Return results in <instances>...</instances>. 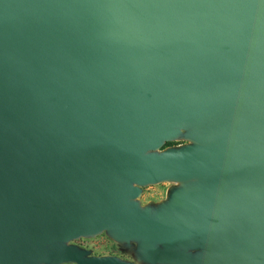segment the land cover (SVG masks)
Segmentation results:
<instances>
[{"label":"water","instance_id":"1","mask_svg":"<svg viewBox=\"0 0 264 264\" xmlns=\"http://www.w3.org/2000/svg\"><path fill=\"white\" fill-rule=\"evenodd\" d=\"M0 264H264V0H0Z\"/></svg>","mask_w":264,"mask_h":264},{"label":"rangeland","instance_id":"2","mask_svg":"<svg viewBox=\"0 0 264 264\" xmlns=\"http://www.w3.org/2000/svg\"><path fill=\"white\" fill-rule=\"evenodd\" d=\"M184 142L183 140H173L166 142L167 145H177ZM174 184V182L163 181L156 184H148L142 187V192L138 196L141 205L149 203H157L166 197L167 190ZM77 245L87 248L94 255L113 254L122 259L135 260L132 250L120 245L111 239L107 234L100 233L91 238H77L72 241Z\"/></svg>","mask_w":264,"mask_h":264}]
</instances>
